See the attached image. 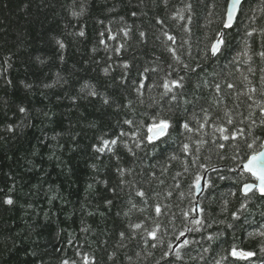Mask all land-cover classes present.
Wrapping results in <instances>:
<instances>
[{"label": "trees", "instance_id": "obj_1", "mask_svg": "<svg viewBox=\"0 0 264 264\" xmlns=\"http://www.w3.org/2000/svg\"><path fill=\"white\" fill-rule=\"evenodd\" d=\"M228 3L0 0V264H264V0Z\"/></svg>", "mask_w": 264, "mask_h": 264}, {"label": "snow or ice", "instance_id": "obj_2", "mask_svg": "<svg viewBox=\"0 0 264 264\" xmlns=\"http://www.w3.org/2000/svg\"><path fill=\"white\" fill-rule=\"evenodd\" d=\"M241 5H242V0H231L229 9H228L227 14H226V17L223 21V29H230L233 27V22L236 19L237 11ZM223 29L218 33V36H217L215 43H213L211 46V52L214 56L222 53V51L227 47V43H228L227 42V33ZM80 34L83 35V32H81ZM262 34H264V33H262ZM141 35H143V33ZM248 35L251 36L252 32H248ZM168 39L174 40V37L169 36ZM172 51L175 54V50L173 49ZM245 55H247V53H245ZM259 55L261 58H264V51H261L259 53ZM177 59H178V57H177ZM126 67H127V65H126ZM181 79H183V78H181ZM172 85L175 87H182V85L180 84L179 81H172ZM216 87H217V89H219V85H217ZM229 87H232V85H229ZM164 88L166 89L165 94H167V92L172 91V89L169 87L168 82H165ZM173 99H176V97L173 96ZM20 111L23 112L24 109L21 108ZM128 123H131V122L128 121ZM228 123H232L231 119H229ZM169 127H170V123L167 120H161L158 123L153 124L148 129V132L151 134L148 137L149 141H152L154 139H159L160 137L166 135ZM183 127L185 129L189 128L187 123H185L183 125ZM220 131L224 132L225 129L221 128ZM224 139H228V137L225 136ZM112 143H116V141H112ZM220 147H223V145H220ZM248 147L251 148L252 145L249 144ZM184 148L187 151L188 145H185ZM260 148L264 149V144L260 145ZM100 151H103V149H100ZM243 168H244V171L249 173L251 176L255 177V180L257 182V183L245 184L243 186V189H242L243 194L246 196L249 192H252L253 189H256L259 191V193L262 196H264V150L254 151L253 154L249 158H247L246 162H244ZM138 195L143 196L144 194L142 192H140V193H138ZM6 202L9 204L12 203V201L10 199L7 200ZM241 207H244V205H242ZM156 212L157 213L160 212L159 207L156 208ZM235 215L236 214L234 213L233 216L235 217ZM195 223L200 224L201 221L197 220V221H195ZM135 227L138 228V227H140V225H136ZM149 235H151V236H153V238H155L156 234H155V232H151V233H149ZM181 235H183V233H181ZM187 243H188V241H184V245H187ZM230 254L233 257H238V258H249V257L254 255V253H252V252L239 251L236 248H233ZM176 255H177V258H179V252H177ZM65 264H67V262H65Z\"/></svg>", "mask_w": 264, "mask_h": 264}, {"label": "water", "instance_id": "obj_3", "mask_svg": "<svg viewBox=\"0 0 264 264\" xmlns=\"http://www.w3.org/2000/svg\"><path fill=\"white\" fill-rule=\"evenodd\" d=\"M244 1L245 0H242V4L244 3ZM230 2H231V0H229V3H228V7H227V11H228V9H229V6H230ZM241 7H242V5L240 6V8L238 9V11H237V14H236V19L234 20V22H233V26H234V24L236 23V21H237V18H238V15H239V12H240V10H241ZM227 14V13H226ZM231 29V28H230ZM226 30H228V29H226ZM150 134V133H149ZM151 135V134H150ZM155 140V139H154ZM263 144H264V142H263ZM261 150H264V149H261ZM246 162V161H245ZM244 164V163H243ZM243 164H242V169L244 170V168H243ZM255 178V177H254ZM249 183H257L256 181H251V182H247V183H244V185L245 184H249ZM243 185V186H244ZM205 186H206V174L204 175V177L200 180V182L198 183V186H197V189H196V198H197V203H196V213H197V215H199L200 214V203H199V200L201 199V196L203 195V193H204V190H205ZM243 186H242V189H243ZM256 189H253V191H255ZM256 191H258V190H256ZM259 192V191H258ZM249 193H251V192H249ZM260 194V193H259ZM183 238H185V235L183 236ZM183 240V239H182ZM181 240V241H182ZM180 241V242H181Z\"/></svg>", "mask_w": 264, "mask_h": 264}, {"label": "bare ground", "instance_id": "obj_4", "mask_svg": "<svg viewBox=\"0 0 264 264\" xmlns=\"http://www.w3.org/2000/svg\"><path fill=\"white\" fill-rule=\"evenodd\" d=\"M243 185H244V184H243ZM243 185H242V186H243ZM242 186H241V191H242ZM242 193H243V192H242ZM260 195H261V194H260Z\"/></svg>", "mask_w": 264, "mask_h": 264}, {"label": "rangeland", "instance_id": "obj_5", "mask_svg": "<svg viewBox=\"0 0 264 264\" xmlns=\"http://www.w3.org/2000/svg\"><path fill=\"white\" fill-rule=\"evenodd\" d=\"M204 177V176H203Z\"/></svg>", "mask_w": 264, "mask_h": 264}]
</instances>
